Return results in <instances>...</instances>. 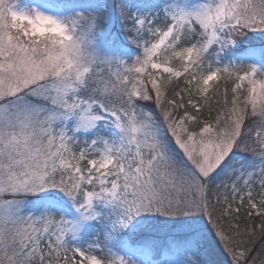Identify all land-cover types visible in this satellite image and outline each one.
<instances>
[{
    "label": "snow or ice",
    "instance_id": "snow-or-ice-1",
    "mask_svg": "<svg viewBox=\"0 0 264 264\" xmlns=\"http://www.w3.org/2000/svg\"><path fill=\"white\" fill-rule=\"evenodd\" d=\"M41 21L59 31H37ZM133 30L147 32L133 41L141 51L117 63L97 54L91 22L81 30L79 18L69 26L0 0V264H129L69 243L96 218L97 200L118 207L114 232L141 213L187 216L188 234L206 231L229 264H264V70L204 63L209 46L264 31V0H203L163 24L136 17ZM221 83L214 120L201 119ZM109 116L117 134L94 135ZM234 149L262 166L213 185ZM46 189L64 193L78 216L14 206ZM244 213L242 229L233 221Z\"/></svg>",
    "mask_w": 264,
    "mask_h": 264
},
{
    "label": "rangeland",
    "instance_id": "rangeland-1",
    "mask_svg": "<svg viewBox=\"0 0 264 264\" xmlns=\"http://www.w3.org/2000/svg\"><path fill=\"white\" fill-rule=\"evenodd\" d=\"M80 1L83 5L80 7L77 6L73 15L80 12L91 19L94 32L93 47L97 54L111 57L117 63L119 61H130L139 54L141 49L133 51L127 46L122 48L112 46L111 40L114 33H111V28L115 27L118 37L134 36V39L137 38L143 40L147 37V32L143 30H133V24L136 17L143 16L150 20L152 24L159 25L166 22L170 10L183 9L188 11L203 2V0H139L137 2L134 0ZM10 2L13 9L17 11L32 12L35 10L53 15L62 20L69 17L67 11L64 12L62 8L55 7L42 0H10ZM122 9L126 15H122ZM123 26L129 27V31L124 29ZM204 62L206 65L212 66V63H214V66L229 63H254L258 68L264 70V31L246 30L240 36L235 37L234 43H230L226 47H221L220 45L209 46L208 51L205 53ZM105 115H107V113H105ZM254 126L255 125H251V127ZM117 131L118 130L111 123V117L109 116L106 121L100 122L94 135L111 139L117 134ZM89 139L90 137H81V145ZM236 150L240 149H234V152L236 153L234 155L235 159L232 158V154H230V159L226 158L223 166L224 169H230L232 165L237 166V162L239 161L236 158ZM177 157L178 160H181L179 154H177ZM246 165L248 168H245L244 172L240 171V175H245L248 172H252L253 169L260 168L262 166L261 158L257 163H246ZM14 206L18 207L19 211L24 215L39 216L43 212H51L62 215L68 220H73L78 216L77 210L73 207L71 201L64 195V193L59 192L58 189H46L38 193L23 194L22 198L19 199L18 204ZM94 207L97 212L96 218L82 224L74 236L70 235L69 243L71 246L82 249L87 248L93 253H95L94 248H99L102 256H106L104 255V252H109L111 250V256H122L129 262V264H133V262L134 264H191L193 262L191 254L192 246L188 245L182 248L178 247L179 249H177L173 245L175 243L171 241L170 238L168 239L170 243L166 254L163 253L160 255V258H153L154 261H145L143 255L136 253V251H138L136 249L137 244L130 243L129 235L124 230L131 225L132 221L126 228L122 229L123 231L120 230L122 233H120V231L114 232L113 222L117 219V213L119 212L118 207L114 203H109L103 200L95 201ZM154 214L156 215L153 216ZM160 216L161 214L152 212L144 213L142 218H140L141 215L136 216L135 218L136 221L141 224L146 220L157 222ZM162 218L170 221L171 219H174L175 216L163 217L162 215ZM186 218L188 219L187 221H180V223L184 224L190 222L189 217L186 216ZM147 222L148 221H146V223ZM202 223H206V221ZM94 227L95 230L93 229ZM184 227H186V225ZM97 245L99 246L97 247ZM100 245H103V249L105 246L108 247V250L106 249L107 251H102ZM147 253L148 251H146L144 255H148Z\"/></svg>",
    "mask_w": 264,
    "mask_h": 264
},
{
    "label": "trees",
    "instance_id": "trees-1",
    "mask_svg": "<svg viewBox=\"0 0 264 264\" xmlns=\"http://www.w3.org/2000/svg\"><path fill=\"white\" fill-rule=\"evenodd\" d=\"M52 3H58L64 5L67 9H70V6L75 10L78 7L82 6L80 0H46ZM132 1V0H130ZM135 2L139 0H134ZM73 14V13H72ZM124 29L129 31V27L123 26ZM130 46L136 50H140L134 40V36L124 37ZM127 44V42H125ZM243 46V45H242ZM225 87L224 83L220 85V94L210 95V101L205 106L201 119L214 120L217 111L220 108V104L223 101V89ZM219 101V103H218ZM251 135V133H249ZM239 162L236 165L228 169L222 167L219 172L213 177V185L215 183L224 182L231 184L233 181L237 180V177L243 176L240 175L241 172H244V169L248 168L246 163H257L260 159L258 156L252 155L250 152H243L241 150H236ZM235 159V156H232ZM178 159V157H177ZM244 164V166H243ZM241 171V172H240ZM229 198L230 195H229ZM215 201V197H213ZM238 203V201H237ZM142 218L144 213L140 214ZM154 214L153 216H155ZM163 217H165L163 215ZM186 216H175L174 219L167 221V219L162 218V215L154 222L152 220H146L144 223L139 224L136 221V218L132 220L130 226H128L125 232L129 235L130 243L137 244L138 247L143 249V251H148L151 255L158 258L163 253H167V248L169 246V238L173 241L179 248L186 247L188 245L192 246L191 254L193 262L191 264H229L227 253L224 251L223 244H219L217 241H214L206 231L197 236L195 234L189 235L187 224H181L180 221H187ZM240 223L241 228L243 229L245 225H250L251 221L247 217L246 213L242 214L237 220H234L233 223ZM186 225V227H184ZM173 228V229H171ZM125 238V236H124ZM179 242V243H177ZM103 250V249H102ZM160 258V257H159Z\"/></svg>",
    "mask_w": 264,
    "mask_h": 264
},
{
    "label": "clouds",
    "instance_id": "clouds-1",
    "mask_svg": "<svg viewBox=\"0 0 264 264\" xmlns=\"http://www.w3.org/2000/svg\"><path fill=\"white\" fill-rule=\"evenodd\" d=\"M71 18H79V25H80V29L81 30L86 29L87 23H89V22L92 23L90 18L86 17L85 15H83L80 12H77L74 15L73 14H69V17L64 19L65 23L68 24L69 26H70ZM34 27L36 28L37 31H49V32H52V31H57L58 32L59 31V29L56 28V26H53V25H47L46 26V22H43V21L39 22Z\"/></svg>",
    "mask_w": 264,
    "mask_h": 264
}]
</instances>
